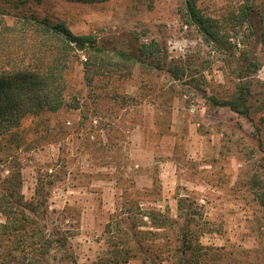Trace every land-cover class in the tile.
<instances>
[{"label": "rangeland", "instance_id": "obj_1", "mask_svg": "<svg viewBox=\"0 0 264 264\" xmlns=\"http://www.w3.org/2000/svg\"><path fill=\"white\" fill-rule=\"evenodd\" d=\"M18 1L0 0L3 37L12 26L21 38L18 17L33 13L136 61L98 81L117 94L89 96L80 56L67 105L27 118L28 142L11 158L0 153V192L18 171L23 200H45L51 214L39 222L67 232L78 264L103 254L104 225L121 212L142 230H154L148 216L166 217L164 233L149 236L159 244L189 225L205 264H264V0H195L216 40L187 22L184 0ZM1 39L0 50L15 47ZM151 42L149 56L141 48ZM104 60L117 66L112 53ZM241 91L247 115L227 103Z\"/></svg>", "mask_w": 264, "mask_h": 264}, {"label": "trees", "instance_id": "obj_2", "mask_svg": "<svg viewBox=\"0 0 264 264\" xmlns=\"http://www.w3.org/2000/svg\"><path fill=\"white\" fill-rule=\"evenodd\" d=\"M69 1L100 3L106 0ZM184 2L187 22L195 25L208 39L216 40L213 20L200 12L195 0ZM244 15L247 16V12L244 11ZM18 19L24 25L17 32L21 38L15 36L12 26L7 27L10 32L5 37L0 33V41H3L2 37L15 46L0 50V153L7 158H11L12 149L21 148L28 142L26 137L32 128H29L27 118L39 120L44 113H55L67 105L68 76L80 56L84 59L83 80L89 96L117 94L116 90L109 91V87L98 91V81L101 76L110 81L113 74L124 77L123 63L136 61L135 57L104 38L75 34L63 22L52 23L48 18H38L33 13H24ZM151 46L152 42L142 44L141 49L151 56ZM109 53L117 61L114 64L117 66L112 69L104 63V57ZM242 93L227 103L237 113L247 115L248 107ZM71 95L68 105L78 108L80 97L77 93ZM38 131V128H33L32 132ZM10 171L7 184L1 186L0 192V214L3 217L0 221V264H78L66 246L67 232L55 229L48 222H39L51 214L45 200L34 196L25 202L19 173ZM148 217L154 230H142L141 224H135L133 219L127 220L128 216L123 217V212L117 216L111 214L103 229L107 237L106 248L92 264L206 263V249L196 241L189 225H183L172 233L171 244H159L149 236L164 233L166 217Z\"/></svg>", "mask_w": 264, "mask_h": 264}]
</instances>
